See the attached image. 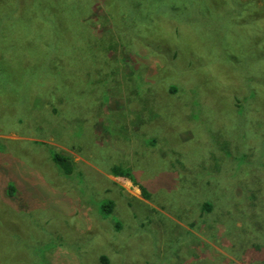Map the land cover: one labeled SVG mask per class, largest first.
<instances>
[{
    "label": "rangeland",
    "instance_id": "obj_1",
    "mask_svg": "<svg viewBox=\"0 0 264 264\" xmlns=\"http://www.w3.org/2000/svg\"><path fill=\"white\" fill-rule=\"evenodd\" d=\"M101 255L264 264V0H0V264Z\"/></svg>",
    "mask_w": 264,
    "mask_h": 264
},
{
    "label": "trees",
    "instance_id": "obj_2",
    "mask_svg": "<svg viewBox=\"0 0 264 264\" xmlns=\"http://www.w3.org/2000/svg\"><path fill=\"white\" fill-rule=\"evenodd\" d=\"M52 159L54 160L55 163H57L58 166H60L62 169H64L65 172L69 173L71 171V167H70V162L69 159L66 157H62L59 154H53ZM127 168H124L123 170L120 169L119 167L114 166L111 169V173L115 176H124V177H128L130 178L129 174L127 173ZM131 179V178H130ZM135 184V183H134ZM140 188V192L142 195L147 196V192L146 189L143 186H139ZM109 206V205H108ZM111 208V207H110ZM99 260L101 262V264H108V259L106 256L101 255L99 257Z\"/></svg>",
    "mask_w": 264,
    "mask_h": 264
}]
</instances>
